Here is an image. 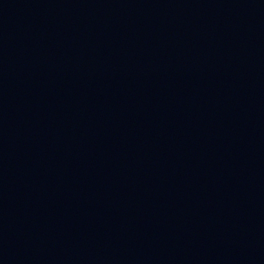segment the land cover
Here are the masks:
<instances>
[{"label":"water","instance_id":"1","mask_svg":"<svg viewBox=\"0 0 264 264\" xmlns=\"http://www.w3.org/2000/svg\"><path fill=\"white\" fill-rule=\"evenodd\" d=\"M0 264H264V0H0Z\"/></svg>","mask_w":264,"mask_h":264}]
</instances>
